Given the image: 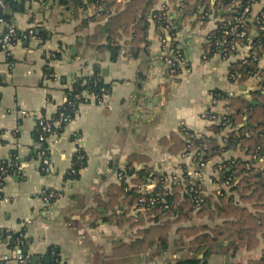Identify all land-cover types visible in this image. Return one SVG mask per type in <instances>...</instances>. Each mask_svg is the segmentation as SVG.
<instances>
[{
  "label": "crops",
  "instance_id": "1",
  "mask_svg": "<svg viewBox=\"0 0 264 264\" xmlns=\"http://www.w3.org/2000/svg\"><path fill=\"white\" fill-rule=\"evenodd\" d=\"M13 1L22 4V11L8 12L13 15L11 26L29 35L7 50L0 48V168L13 151L18 153L20 166L16 175L0 183V231L23 234L31 256L45 255L55 247L63 264H180L192 259L200 264H250L263 258L262 234L254 249L237 248L223 240L207 258L206 249L193 244V237L176 247L180 228L200 227L205 234L225 222L218 213L213 219L200 218L197 211L192 220L173 228L168 249L156 243L146 253L115 255L117 245H131L150 225H139L147 212L128 208L125 198L115 206L119 216L112 220L108 193L112 186L121 185L118 174L147 168L150 176L142 190L157 191L156 176L162 177V188L169 189L171 179L192 163L183 152L170 153L161 141L174 133L182 138L180 130H186L197 137H214L222 144L225 131L214 134L211 129L218 124L211 117L219 118L228 109L224 100L214 103L213 93L245 99L252 105H258L254 93L264 94L263 80L257 76L244 84L230 78L231 66L241 62L248 43L233 44L230 51L224 45L210 49L209 39L228 12L212 13L204 24L200 21L204 8L199 3L192 15L184 16L179 1L158 0L154 12L167 11L168 24L177 30L175 41L184 50L185 66L173 79L151 16L144 42L134 44L133 32L124 34L119 29L121 38L114 43L109 29L116 13L102 17L104 8L90 0ZM117 3L124 6L126 1ZM263 10L264 0H258L252 6V18ZM250 23L247 31L253 41L258 30L253 19ZM4 30L0 24V33ZM42 34L49 38L43 40ZM93 37L96 40L90 41ZM96 68L110 87L108 96L80 105L75 119L48 143L50 170H42L40 156L33 158L39 147L38 121L52 119L76 79L93 77ZM258 69L264 70V56L259 58ZM78 155L85 156L86 165L77 179H68L75 174ZM132 155L149 160L129 166ZM232 161L264 171V153L256 157L247 147L238 146L205 162L203 169L192 166L200 175L191 179L200 181L205 196L214 203L219 204L220 193L225 192L237 206L259 214L258 205L243 201L239 192L229 191L223 183V166ZM134 178L126 175V183L132 179L133 184ZM51 192L57 197L46 205L44 194ZM186 194L183 187L182 198ZM14 252L0 240V264H18ZM7 256L11 261L4 259Z\"/></svg>",
  "mask_w": 264,
  "mask_h": 264
},
{
  "label": "trees",
  "instance_id": "2",
  "mask_svg": "<svg viewBox=\"0 0 264 264\" xmlns=\"http://www.w3.org/2000/svg\"><path fill=\"white\" fill-rule=\"evenodd\" d=\"M32 1H44V0H32ZM118 0H90L91 4L97 7L104 8L102 17L106 14L116 13L111 17L110 24V39L114 40V43L121 38L118 34L119 29H123L124 34H128L130 30L134 35V44H139L141 39L144 42L146 31L149 28V17H155L156 29L160 36L164 37L163 30L168 27V33L171 37V44L173 47L177 45L175 42V35L177 30H174L168 24L166 18H160L161 12H154V7L158 3V0H127L125 5L122 6L117 3ZM171 2H178L184 16L192 15L197 8V5H201L204 8V12L200 14V21L206 23L212 13H219L221 9L228 12L223 18V22L219 23V28L215 31L209 39L211 51L215 50L221 45L228 47L231 50V46L238 43L243 45L248 43L247 38L241 39L235 37V32L231 31L230 23L234 24L235 21L240 18L245 9H252V6L258 2V0H170ZM24 5V4H23ZM230 8H232L230 10ZM22 11V4L14 2L13 0H0V18L3 19L8 25H12L13 15H9L8 12ZM255 24V23H254ZM257 28L264 27V10L263 18L260 24H255ZM252 25L250 21L247 23V27L244 28L248 33V29ZM243 30V29H239ZM230 32V35H226L225 32ZM8 33V30H4L0 33V40ZM99 36V29L96 35ZM29 33H19L11 40V45L14 46L23 37L28 38ZM43 40H47L49 35H41ZM93 37L90 41H95ZM253 50H255L256 56L259 59L264 56V31L258 32V36L252 42ZM0 48L1 47L0 44ZM9 53V52H8ZM229 54V53H228ZM58 54L56 55V59ZM11 62V60H10ZM181 73V70L179 71ZM230 75L234 76L233 82L244 84V82L253 76L260 75L263 79L264 85V70L258 69V61L249 60L247 64L242 61L237 62L230 68ZM110 87L104 84L102 80V71L99 68L95 69L94 76L91 78H77L72 87L67 90V98L64 105H62L55 116L50 120L41 119L37 123L36 128V141L38 149L34 150L33 158L38 159L39 154L48 150L49 144L40 142V138H49L50 135H60L68 124L73 121L78 114L79 107L82 104L91 102L93 96H97L99 99H103L108 96ZM213 96L219 101L224 100L228 109V126L221 124L212 127L214 134H221L222 144H219L214 137H208L202 135L197 137L192 132L186 130H180L182 138L178 134H171L169 139H163L161 144L166 147H170V153L178 154L183 152L187 155H193V159L196 163H205L213 160L216 157L221 156L225 151L230 149H236L238 146L247 147L248 153L255 155L256 157L264 153V94L261 92L254 93V99L258 102V105H252L249 101L241 98L230 97L222 92H214ZM41 123L52 125V134H44ZM55 123L58 125L55 126ZM244 125L242 128H238L240 125ZM229 129V130H228ZM227 131V133H226ZM182 153V154H183ZM49 155V150L46 153V157ZM18 153L13 151L10 154V159L4 161L1 165L0 171V183L4 184L6 177L10 175H16L19 169ZM148 158L144 156L132 155L129 159V166H133L135 162H148ZM74 171L75 174L68 176V179L75 180L78 178L79 171L86 165V158L79 162L77 157L74 158ZM187 167V166H186ZM184 170L183 172H185ZM225 175L223 177V183L225 184L229 179L231 180L229 191H237L242 195V200L253 205H258L257 209L259 214L251 213L246 208L237 206L232 197H229L225 192L220 193L219 204L214 203L212 198L207 199L203 192L200 181L193 180L186 177L184 182L175 186L171 185L169 189L162 188L161 176H156L158 180V190L153 192L152 195H158L161 198L160 204L150 211H147L144 217H140L139 225L142 227L150 224L139 232V239L133 242L131 245H117L115 255H136L149 252L156 243L161 249H168L169 235L173 228L184 222L192 220L194 212L197 211V215L200 218L209 216L211 219L215 218V214L218 213L220 219H224L225 222L216 226L209 233H202V228H180L178 230L179 240L176 241V247H182L184 245V239L193 237V244L202 246L205 248V258L213 254L216 247L223 241L227 240L232 246L237 248H246L248 250L254 249L258 246V235L262 234L264 239V171L255 169L250 163L242 161L227 162L223 166ZM149 169L141 171L127 172L131 176H135L130 184L126 183V173L123 174V178L120 181L121 185L112 186L108 193L110 199L113 216L112 220H116L119 216L115 210V206L120 204V199H123V203L128 205V208L139 206L140 199L144 196L140 190L147 181V177L150 176ZM129 184V185H128ZM130 187V188H129ZM183 187H186L187 193L182 198ZM194 187L199 190L197 194L191 193L190 189ZM129 188V189H128ZM128 189V190H127ZM228 191V192H229ZM164 194H168L163 196ZM201 198L202 203L198 204L197 199ZM122 201V200H121ZM119 203V204H118ZM212 206L215 209H212ZM154 217V218H152ZM122 219V218H121ZM120 219V220H121ZM23 234H15L6 231H0V240L8 244L12 251L21 250L27 248L26 241L23 239ZM28 257V264H34V258L37 259L36 264H63L60 254L55 247L48 250L45 255L31 256L25 254ZM201 261L197 260H184L180 264H200ZM250 264H264V257L258 261H253Z\"/></svg>",
  "mask_w": 264,
  "mask_h": 264
},
{
  "label": "built area",
  "instance_id": "3",
  "mask_svg": "<svg viewBox=\"0 0 264 264\" xmlns=\"http://www.w3.org/2000/svg\"><path fill=\"white\" fill-rule=\"evenodd\" d=\"M125 1H127V0H125ZM154 18L155 17L152 18V22L156 26ZM160 18H164V19L166 18V20H167V11L166 10L161 11ZM262 18H263V11L260 12V14L256 15V17L252 18L251 9L247 8V9L244 10L242 16L240 18H238L235 21L234 24L230 23V26L232 27L231 31L235 32V37L241 38V39L247 38V40H248L247 53L244 55V57L241 60L244 64H247L249 60L258 61V64H259V59L256 56L255 50H253V46H252L253 45L252 44L253 41L250 40L249 35L245 31L244 28L247 27L248 21H251L252 19H253V22L256 25L260 24ZM0 24L3 25L6 28V30H8V33L4 36V38L2 40H0L1 47L4 50H7V49H9L12 46L11 45V40L16 35L17 31H16V29L13 26L8 25L1 18H0ZM168 29L169 28L166 27L163 30L165 36L164 37L161 36V44H162V48L164 50V61H165V64H166V66L168 68L169 75L171 76V78L175 79V78L179 77V74H180L179 71L182 70V68L185 66L184 50L178 44L175 47L172 46L171 37L169 36ZM239 29H243V30L239 31ZM257 30H258V32H262V31H264V27L260 26L259 28H257ZM231 31L230 32L229 31L225 32V34L226 35H230ZM23 38H25V37H23ZM257 77L259 78L260 81L263 80L260 75H258ZM230 78H231V80L235 79L234 76H230ZM92 99L94 101L100 100L97 96H93ZM218 101H219L218 99L214 98V103H217ZM227 116H228V112L226 111L225 113L220 114L219 118H217V117H211V118L213 119L212 121H215L217 124H221L223 126H228L229 125V121H228ZM40 125H42V130H43L44 134H48V133L52 134V125H50V124H45L44 125V123H41ZM57 125L58 124L55 123V126H57ZM228 127H230V126H228ZM55 137H56V135H54V134L50 135L49 138L41 137L40 138V142H45L46 141L47 143H49L50 140H53ZM46 153H47V150L43 151L41 154H39V156H40V159L42 160V163H43V169L42 170H44L46 172H49V170H50V161L46 157ZM184 157H187L191 161V163H192L190 165L191 167H190V169H186V171L183 172L182 174L176 175V176H174L171 179V185H173V186H175L177 184H180V183L182 184L186 177H188V178H193V177L194 178H199L200 173L195 171L192 168L195 167L197 170H199V169H203L205 167V163H203V162L196 163L194 161V159L192 158L193 155L191 156V155H187L186 154ZM77 160L82 163V161L84 160V157L81 156V155H78L77 156ZM0 171H3V170L0 168ZM122 178H123V174L119 173L118 174L119 181H121ZM230 183H231V180L229 179L225 183V186L227 188H229ZM140 192L144 196L139 201V206H138V210L139 211L147 212V211L155 209L158 206V204H160L161 198L158 197V195H152V193H150V192H148L146 190H142V189L140 190ZM190 192L194 193V194H197L199 192V190L194 188V187H192L190 189ZM166 195H168V194H164L163 196H166ZM56 197L57 196L54 193H52V192L51 193H45L44 194V203L46 205L50 204L53 200L56 199ZM202 202H203V200L201 198L197 199V203L198 204H200ZM16 251L17 252H14V254H13L15 261L18 264H28V257H26L25 255L21 254L20 253L21 250H16ZM4 259L9 261L10 257L7 256Z\"/></svg>",
  "mask_w": 264,
  "mask_h": 264
},
{
  "label": "water",
  "instance_id": "4",
  "mask_svg": "<svg viewBox=\"0 0 264 264\" xmlns=\"http://www.w3.org/2000/svg\"><path fill=\"white\" fill-rule=\"evenodd\" d=\"M20 253L23 254V255L28 254V249L25 248L23 251H20ZM33 263H34V264L37 263V259H36V258H34Z\"/></svg>",
  "mask_w": 264,
  "mask_h": 264
}]
</instances>
